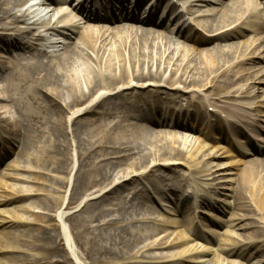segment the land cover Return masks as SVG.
I'll use <instances>...</instances> for the list:
<instances>
[{
  "label": "bare ground",
  "instance_id": "obj_1",
  "mask_svg": "<svg viewBox=\"0 0 264 264\" xmlns=\"http://www.w3.org/2000/svg\"><path fill=\"white\" fill-rule=\"evenodd\" d=\"M28 1L0 0V57H9L0 66V138H6L3 133L8 131L18 146L8 169L27 173L16 177L27 185L17 187L14 202L18 205L13 208L33 217L17 214L5 226L10 260L17 261L13 254L19 242L33 250L43 249L44 264H74L67 251L59 250L60 235L48 224L56 219L53 213L73 170L74 145L78 165L69 202L87 199L66 220L76 223V240L89 264L200 263L186 255L205 253L197 249L134 261L142 249L177 245L164 241L138 248L157 232L145 224L151 218L138 217V208L147 205L138 182L153 177L154 189L161 190L159 182L178 174L176 160L183 161L188 176L204 189L221 175L216 154H204L207 146L187 135L195 130L185 117L192 119L194 114L172 105L203 96L205 109L226 112L234 118L230 125L238 128L256 109V116L264 117L261 106L248 101L262 88L238 84L243 79L258 80L264 88V79L259 80L264 69L256 68L254 60L264 61V56H254L251 49L261 39L251 44L228 43L240 27L262 31L259 16L264 4L260 12L256 0H169L165 9L169 3L170 11L180 8L171 29L163 23L170 22L169 17H158L161 0H148L149 11L140 13L145 0H99L98 7L97 0L90 7L89 0L83 4L79 0L72 9L67 7L68 0H43L36 7H44L45 14L38 9L20 11ZM49 5L54 8H45ZM233 25V30H227ZM205 33L208 37H203ZM224 97H234L232 111L214 102ZM195 111L198 114L201 108ZM165 124L167 128H159ZM12 126L16 128L11 130ZM215 126L199 132L209 137V132H217ZM233 198L238 203L250 199L264 214V161L255 159L244 166ZM202 199L210 202L212 197ZM37 219L47 224L45 232L37 235L42 242L34 235ZM248 219L244 214L234 221ZM236 226L240 230L254 227L248 234L253 240L241 248L237 237H225L219 250L226 257L213 258L208 264H243L257 255L261 259L250 264H264V222ZM188 232V240H207L201 232ZM256 245L260 246L254 255L249 253ZM233 256L239 261L227 258Z\"/></svg>",
  "mask_w": 264,
  "mask_h": 264
},
{
  "label": "rangeland",
  "instance_id": "obj_2",
  "mask_svg": "<svg viewBox=\"0 0 264 264\" xmlns=\"http://www.w3.org/2000/svg\"><path fill=\"white\" fill-rule=\"evenodd\" d=\"M80 1L81 4H83V0ZM92 1L93 0L88 1L89 7L92 6ZM256 2L260 4L258 10L261 12L264 0H256ZM77 3H79V0H69L67 7L72 9ZM213 7L219 8L218 6ZM178 9L180 8H177L176 10ZM174 13L173 11L168 12L164 19L169 17V20L171 19V21L163 22L165 25L171 27V29L175 28L177 23L176 18L178 14ZM259 17H262V31L253 33L244 27H240V33L229 39L228 43H245L248 41V44H251L253 39L260 38L261 43H256L251 49H255L254 56H264V12H262V15ZM187 18H193V16L186 17L185 20ZM85 25L84 21H81L80 27H84ZM235 27L236 25H233L232 28H228L227 30L234 29ZM203 35V37H208L206 36V33ZM254 60L257 63L255 65L256 68L264 69V61H261L259 58H254ZM4 61L8 62L9 57H0V66ZM260 79H264V75L261 76L259 80ZM257 81L250 82L243 79L238 84H246V86L252 84L259 89L262 88L261 90H258L259 92L255 93L256 95L252 100L248 101L254 102L255 106H261L260 109L264 111V95L262 96L264 88L262 87V83ZM185 95L190 97L191 94ZM203 98V96H200L197 99L181 101L172 106L182 108V111H188L189 109L188 112L194 114V118L192 119L185 117L187 119V121L185 120V123L188 122L189 126H192L191 128L195 130L187 135L192 139L198 138L200 142L207 146L204 150V154H216L218 158L215 159V163L221 166V175L210 183V188L204 189L197 184L196 180H193L192 177L188 176L189 172L181 165L183 161L176 160L178 164L175 165V167L178 170V174L173 175V179L171 180L159 182V185L161 184V190L154 189L157 188L155 187L157 184L153 177H147L139 181L138 185L139 188H141L140 194L142 202L147 205L144 206L142 204V206L138 208V211L140 212L138 217L151 218L149 221L145 222V224L149 225L152 229H156L157 232L153 237H148L143 240V242L139 243L138 248L148 245L151 242L165 241L167 242L166 244L177 243V245L171 248H162L164 247L163 245L161 248L142 249L140 253L136 255L134 261L147 262L152 257L164 258L188 249H197L198 252L202 250L205 251V253L193 254L194 252H191V254L188 253L186 255L197 258V260L201 261L200 263L184 261L181 264H208L213 258L226 257L223 253H220L219 250V245L223 243L222 241L225 237H237L241 241L239 244V247L241 248H244L247 243L253 240L248 234L254 229V227L240 230L236 225L252 223V226H262V222H264L263 212L258 211L250 199H247L245 203H238V201L233 198L236 181L238 180L240 172L244 166L255 159L264 161V142L258 141V139L264 140V117L256 116L258 115L256 114V109V111L249 112L252 116L246 117L245 121L247 122H241L239 125L240 128L231 126L230 123L234 121V118L228 116L229 114L226 112H221L222 114H220L218 109L215 110L212 107L205 109L203 107L204 105H202ZM233 98L234 97H224L220 101L214 99V102L216 105L226 107L225 111H232L234 108L233 104H231L234 102ZM163 105L169 104L163 103ZM197 106L201 108V112L198 114L195 111ZM23 107L24 110L30 111V107L27 104H23ZM134 122L135 121L130 120V123ZM16 126H12L10 129L12 130L14 127L16 128ZM206 126H215L213 130L217 132H209L211 135L209 137L204 136V134L199 131L207 132L205 129ZM159 128H167V125L159 126ZM222 128L223 132L221 131ZM246 132L249 133H247V137ZM3 134L6 138H0V159H2L3 156L5 157L0 161V264H44L46 259L43 249L40 250V248H36L33 250L32 248L24 246L22 243L18 242V250L13 254L17 257L16 262L10 260L11 255H9L6 249V242L9 239L3 236V233L6 231L5 226L11 221L10 219L13 216H17V214L24 215L21 211L13 208L18 205L17 202H14V198L17 196V187H25L27 185L24 182L16 180V177H25L27 176V173L16 171L12 168L8 169L12 164V161L16 158L18 146L14 140H11L8 131L7 134ZM224 136L226 137L223 138ZM257 148H259L261 152L254 154V150ZM71 153L73 170L68 176L66 188L62 190L60 194L62 196L60 206L56 212L53 213L56 216V219L52 218L48 224L51 225L52 230L60 235V237H57V240L60 243V251H67L74 264H89L88 260L83 257L82 250L76 240L77 229L74 226L76 223H71L66 220V216L76 214L77 211L82 208L87 199V196H84L75 203L69 202V194L72 190L74 174L78 165L74 145ZM195 188L199 190L197 191L199 195L196 197L193 196V193L196 191ZM45 194L49 195L48 192H45ZM207 195L212 197L210 202L202 199V197L204 198ZM241 208L245 209L246 213L240 210ZM110 214L112 217V213ZM244 214L247 217H250V219L243 220L239 223L234 221L236 216ZM24 216H27L30 220L33 219L32 216ZM44 226H47V224L42 223L38 219L33 225L34 235L38 242H42V240L37 238V235L39 232H45ZM188 230H190V232L198 231L205 234L207 237L206 242H193L188 240V236L190 235ZM259 246L260 245H256V247L252 248L249 253H255L256 248H259ZM253 257L254 256H252V259L248 262L245 260L241 262L243 264H250L255 260L261 259L260 255ZM227 258L232 261H239L234 256Z\"/></svg>",
  "mask_w": 264,
  "mask_h": 264
}]
</instances>
